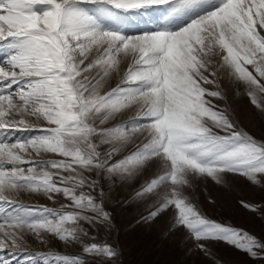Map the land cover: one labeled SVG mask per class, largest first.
Here are the masks:
<instances>
[{
  "label": "snow or ice",
  "instance_id": "obj_1",
  "mask_svg": "<svg viewBox=\"0 0 264 264\" xmlns=\"http://www.w3.org/2000/svg\"><path fill=\"white\" fill-rule=\"evenodd\" d=\"M0 50V264L30 238L116 264L117 250L89 231L111 226L101 180L139 183L145 219L171 215L205 254L223 242L264 259V242L207 218L185 194L194 178L264 184V138L214 103L227 101L223 72L264 116V0H0ZM42 153L52 158L33 159ZM24 192L68 203L32 208ZM24 264L88 262L47 251Z\"/></svg>",
  "mask_w": 264,
  "mask_h": 264
},
{
  "label": "rangeland",
  "instance_id": "obj_2",
  "mask_svg": "<svg viewBox=\"0 0 264 264\" xmlns=\"http://www.w3.org/2000/svg\"><path fill=\"white\" fill-rule=\"evenodd\" d=\"M91 14H95L92 5H85ZM136 22L133 21V24ZM151 26V25H149ZM145 25H134L143 28ZM0 59H6V52L0 50ZM126 67L122 63L121 70ZM249 70L251 67L249 66ZM118 77L109 82L115 86ZM214 89V86H208ZM220 87L227 101H215L221 109L228 108L231 115L238 119L240 127L257 139L264 138V116L251 105L245 95L237 96V89L231 80L220 73ZM36 133L15 132L10 134V139L27 138ZM52 158V154L42 153L33 159ZM30 165H24L25 168ZM10 167V166H9ZM40 169L37 168V172ZM154 178V177H149ZM140 183H143L141 181ZM140 184L109 185L101 180V187L106 193L105 206L111 214V226L101 227L99 230L89 229L90 234L96 237V242L107 243L119 253L116 264H264V259L252 258L248 254L235 249L223 242H213L207 245L208 252L196 246L194 238L185 229H173V217L169 215L163 220H146L151 210V204L141 203L133 199L134 192ZM186 195L194 202L201 212L209 219L232 226L254 235L264 242V184L250 185L244 180H229L228 186L217 185L211 178L202 180L194 178L192 187L187 189ZM19 200L32 208L47 206L59 209L61 203H68L62 195L56 196V203L48 200L40 193H21ZM244 200L258 208L256 213L244 209L240 201ZM59 252L70 256H81L88 264L91 260L82 254L80 246L65 245L57 239H49L48 246H44L35 238L29 239V248L24 254L17 253L12 258V264H24L25 256L35 252ZM6 255V253H0ZM264 256V253L261 254Z\"/></svg>",
  "mask_w": 264,
  "mask_h": 264
}]
</instances>
